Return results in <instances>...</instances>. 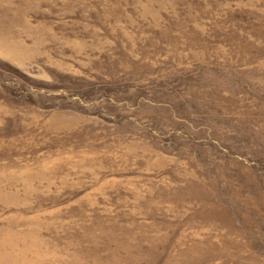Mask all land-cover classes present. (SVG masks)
I'll list each match as a JSON object with an SVG mask.
<instances>
[{
    "label": "rangeland",
    "instance_id": "1",
    "mask_svg": "<svg viewBox=\"0 0 264 264\" xmlns=\"http://www.w3.org/2000/svg\"><path fill=\"white\" fill-rule=\"evenodd\" d=\"M0 264H264V0H0Z\"/></svg>",
    "mask_w": 264,
    "mask_h": 264
}]
</instances>
